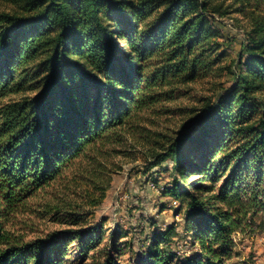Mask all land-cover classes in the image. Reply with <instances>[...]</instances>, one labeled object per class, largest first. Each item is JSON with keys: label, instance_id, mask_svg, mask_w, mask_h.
I'll use <instances>...</instances> for the list:
<instances>
[{"label": "trees", "instance_id": "obj_1", "mask_svg": "<svg viewBox=\"0 0 264 264\" xmlns=\"http://www.w3.org/2000/svg\"><path fill=\"white\" fill-rule=\"evenodd\" d=\"M2 1L13 10L0 11V264H65L72 241L79 262L67 264L85 261L102 239L98 227L58 230L25 242L7 224L75 159L90 157L97 165L99 157L140 138L152 139L146 170L173 160L179 177L164 192L180 200L178 209H184L199 245L200 254L175 264H237L231 261L234 233L244 229L247 215L264 218V21H254L246 32L236 82L193 109L190 129L165 142L160 132L138 136L139 122L161 102L181 96V86L211 71L208 15L220 14V4ZM238 1L236 10L243 13L264 3ZM189 175L199 178L188 184ZM56 207L49 211L58 214ZM77 215L55 219L74 224ZM159 237L147 258L134 264L170 263L175 254L159 247ZM113 253L90 264H120L123 252L114 245Z\"/></svg>", "mask_w": 264, "mask_h": 264}, {"label": "rangeland", "instance_id": "obj_2", "mask_svg": "<svg viewBox=\"0 0 264 264\" xmlns=\"http://www.w3.org/2000/svg\"><path fill=\"white\" fill-rule=\"evenodd\" d=\"M213 2L220 4L221 10L220 14L208 15L212 20L214 40L211 71L181 86L182 94L177 99L161 102L156 111L144 113L145 119L139 122L142 127L137 128L138 136L143 133L153 138L152 132H160L163 134L160 140L166 142L190 129L192 110L207 99L214 101L236 82L237 60L246 32L254 21H264V3L257 8L246 7L243 13L236 10L241 4L238 0ZM12 6L0 0V11H12ZM246 58V54L241 56L242 61ZM151 140H128V144L118 146L120 152L97 158L101 165H96L90 157L75 159L59 177L27 199V206L12 217L7 228L23 241L30 242L48 239L58 230L98 227L102 239L79 264L103 258L107 251L114 255V245L123 252L117 257L118 263L139 262L147 258L152 240L168 227L172 230L166 238L159 237V247L175 254L169 264L197 256L199 245L193 239L184 209H178L180 200L164 192L179 177L173 160L167 159L145 169L152 153ZM198 178L189 175L188 184ZM222 179L215 183L216 189ZM52 206H57L58 214L49 211ZM66 212L78 214L79 221L71 224L55 219L56 216L64 218ZM233 237L232 262L264 264V218L259 212L251 217L247 215L244 229L236 231ZM76 244V241L69 244V250L63 255L65 264L74 259L79 262Z\"/></svg>", "mask_w": 264, "mask_h": 264}]
</instances>
